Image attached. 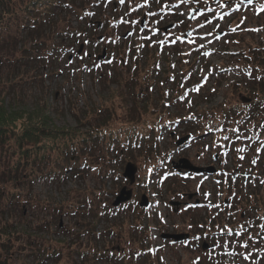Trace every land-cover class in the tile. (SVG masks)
<instances>
[{
  "label": "rangeland",
  "instance_id": "1",
  "mask_svg": "<svg viewBox=\"0 0 264 264\" xmlns=\"http://www.w3.org/2000/svg\"><path fill=\"white\" fill-rule=\"evenodd\" d=\"M109 1L104 7L96 8L93 25L85 39H62L66 51L62 55L57 52L53 64L44 57L42 62L31 65H27L28 60H20L19 67H13L22 48L33 47V40L25 33L20 36L19 45H0V77L14 91L7 97L9 105L32 108L44 99L54 125L75 126L72 102L79 111L86 104H101L110 97L120 114L124 100L121 95L111 96L113 90L115 94L122 92L132 104L162 111L159 114L163 119L188 117L200 110L219 108V104L249 103L240 100L243 94L230 89V83L241 79L238 71L224 66L236 60V54L247 43L264 38V0L249 3L167 0V6L164 5L160 12L152 16L145 13L142 28H139V21L144 13L135 0H120V7L114 11L110 4L119 0ZM171 4L175 6L168 8ZM144 7L142 5V9ZM196 7L200 9L187 18L190 9ZM172 9L179 13L182 23L170 17ZM114 14L118 16L112 17ZM66 18L70 26H80L79 20L72 15ZM104 18L107 24L100 23L97 27L95 22ZM12 31L3 36L9 39ZM80 44L82 48L76 53ZM103 48L105 54L100 57ZM39 52L43 54L44 51L40 48ZM21 55L27 57L29 54ZM34 67L38 70L34 71ZM144 74H147L146 80ZM148 82L149 86L145 87ZM162 100L164 110L160 106ZM111 101L105 102L111 105ZM215 114L221 122V110L215 109ZM211 118L208 115L205 120L195 117L182 123H170L171 126L161 131L155 128L153 135L159 150L166 154V160L158 164L156 170L167 172L171 161L185 157L196 166H213L214 172L196 174L174 170L177 173V176L171 175L174 179L157 178L153 173L152 181L147 182L142 176L151 167L143 159H125L120 164L115 157L112 168L118 174L112 172L114 179H102L96 168H92L80 176L67 174L61 181L35 180L29 189L22 188L21 194L16 196L18 202L11 206L7 222L13 227L22 224L35 227L39 222L38 231L32 233L29 243H46L58 251L59 258L48 264H113L94 263L83 252L106 247L129 256L139 249V239L144 251L148 252V262L151 260L154 264H264V236L259 238L258 224L252 225V218L264 212V143L261 142L255 151L250 150L242 138L227 146L222 132L215 134L200 129ZM115 121L117 119L112 122ZM187 133L191 138L176 146L175 141ZM127 160L137 165L136 180L130 186L122 177ZM138 176L141 178L136 184ZM124 185L132 188L131 199L112 207L114 195L106 196L104 191L117 193ZM188 193L193 194L191 198H187ZM142 194L147 197V205L139 207ZM80 197H85L83 203L88 199L89 208L98 214L108 207L105 210L108 213L102 215L95 226L97 240L81 229L79 223L76 225L83 214H88V208H78L76 213L73 206L66 208ZM173 201L178 204H170ZM85 220L90 224L94 221L89 216ZM245 225L250 226L254 234L250 233L252 230H245ZM106 228H109L108 233H105ZM132 229L140 232L138 239H133ZM180 232L191 236L198 234L200 242L203 238L208 247H195L194 239L190 238L174 242L160 237L161 233ZM77 251L84 256L76 254Z\"/></svg>",
  "mask_w": 264,
  "mask_h": 264
},
{
  "label": "trees",
  "instance_id": "2",
  "mask_svg": "<svg viewBox=\"0 0 264 264\" xmlns=\"http://www.w3.org/2000/svg\"><path fill=\"white\" fill-rule=\"evenodd\" d=\"M135 1L138 3V9L149 16L160 12L163 6H167L168 3L167 0ZM107 2L110 1L0 0V45L2 47L4 44L7 46L19 45L20 36L25 33L33 40V47H23L22 53L25 52L29 55L27 57L22 56V53L17 55L12 64L13 67H19L20 60H28L27 65H31L36 61L42 62L44 57L47 62L53 64L57 52H61L59 55H62V52L66 51L62 45V39L74 41L85 39L88 36L89 27L93 25L91 21L96 14V8L104 7ZM120 4V0L115 3L111 2V10H116ZM142 5L145 6L143 9ZM173 6L175 5L171 4L168 8ZM226 6L229 4L227 3ZM154 9L155 11L152 12ZM173 10L169 11L170 17L178 23H182L179 14ZM70 15L79 20L80 26H70V22L66 18ZM117 16L114 14L112 17ZM114 20L118 22L117 18ZM100 23L106 25L107 21L104 18ZM11 29L13 31L10 33V38H5L3 34ZM54 30H56L55 34ZM50 33L54 36L50 37ZM58 37H61V40H56ZM87 42L90 43L91 39L88 38ZM40 48L43 49V54H40ZM78 50L79 47L76 53ZM117 50H119V46H117ZM53 51L56 53L54 54ZM124 63L126 65V62L122 64ZM224 67L238 71L241 79L238 82L230 83V89L250 98L249 103H242V105L219 104V108L210 111L200 110L188 117L179 116L176 120L167 119V117L163 119L159 114L162 111H156L154 107L150 110L148 106L146 110V106H137L135 102L132 104L131 100L124 98L122 92L115 94L116 91L113 90L111 96L121 95L124 100V109L119 111L120 114H117V108L110 97L106 100L111 101V105H107L106 100H102L101 104L93 106L86 104L79 111L70 100L75 126L54 125L47 112L48 104L44 99H40L32 108L9 105L7 97L14 91L0 77V264H48L59 258L58 251L54 247L46 243H29L32 233L38 231L36 228L39 222L34 224L35 227H28L22 223L18 227H13L7 222L11 206L18 202L16 196L21 194L22 188L29 189L35 180L49 178L61 181L62 178L68 176L67 174L80 176L92 168H96L102 179L109 177L114 179L112 172L118 174L112 168L115 157L119 158L120 164L125 159L135 161L138 158L143 159V162L151 167L149 169L145 166L147 171L142 176L147 182L148 180L152 181L153 173L157 178L162 176V179L172 177L171 175L177 176L171 167H168L167 172L164 170L161 173L162 169L156 170L158 164L161 165L166 160V154H162L156 145L154 129L157 128L158 131H161L171 124L182 123L195 117L205 120L208 115H211L212 118L205 127L200 128L203 129L202 132L204 130L215 134L222 132L221 136L227 146L237 143L242 138L245 145L247 144L250 150L255 151L261 142L264 143V38L259 42L247 43L236 54V60ZM33 70L38 69L34 67ZM146 76L147 74H144V80H146ZM102 80H104L103 77ZM127 85L125 84L126 88L131 92ZM148 86L149 82L145 87ZM126 104L130 106L125 107ZM164 104L165 102L162 100L160 106L163 110ZM215 109L221 110V122H218L219 118L216 117ZM114 119L117 121L112 122ZM140 178V176L137 177L138 182ZM104 192L106 196L116 194L113 190ZM79 199L66 208L71 209L70 206H73L75 213L79 210L78 208H88V214H83L82 219L76 221V225L79 223L78 226L81 229L86 230V233L93 235L94 240H97L95 226L100 217L108 213L105 211L108 207H104L103 212L98 214L93 208H89L91 203L87 198V203H83L85 197ZM223 203L226 202L223 201ZM20 211L22 213V209ZM88 216L94 219L92 224L85 220V217L87 219ZM258 216L256 219L252 218V225L258 224V235L259 238H262L264 236V212ZM108 229H105V233H108ZM244 229L252 230L247 225L244 226ZM131 231L132 237L135 236L133 239H138L140 232L136 229ZM250 233L254 234V230ZM15 241L17 243H14ZM251 241L249 239V242ZM138 243L139 249L136 252H130L129 256H125L123 252L119 253V251L112 252L106 247L101 250L94 247L90 253H83L89 256L88 258L94 263L106 261L113 262V264H151V260V263L148 262L149 259L146 257L148 252L144 251L142 240L139 239ZM129 244H131L130 241ZM75 253L84 256L80 251Z\"/></svg>",
  "mask_w": 264,
  "mask_h": 264
},
{
  "label": "water",
  "instance_id": "3",
  "mask_svg": "<svg viewBox=\"0 0 264 264\" xmlns=\"http://www.w3.org/2000/svg\"><path fill=\"white\" fill-rule=\"evenodd\" d=\"M243 3H247V2H251L254 0H240ZM199 10V8H194L191 9L189 12V18L192 17V14L194 11ZM144 22V16H142L141 21H140V27H142ZM163 30H166V27L163 28ZM187 33V32H186ZM82 46L80 45V48ZM104 56V50L102 51V55L101 57ZM241 101L243 102H249L250 98L242 95L240 98ZM172 135V134H171ZM190 134H186L180 138H178L175 141V145L179 146L182 145L187 139H189ZM171 166L173 169H175L176 171L180 172V171H184V172H193V173H212L214 172V167L213 166H208V167H201V166H196L194 164H192L190 162L189 159L185 158V157H180L175 161H171ZM136 171H137V166L134 162L132 161H126L123 167V172H122V176L124 178H126L128 180V185L130 186L131 184L134 183L135 181V176H136ZM192 193H188L187 194V198H191L192 197ZM132 196V188H127V186H122L120 188V190L118 191V193L115 195L114 200L112 201L111 205L113 207L118 206L121 203H124L128 200H130ZM195 202H197V199L195 200ZM170 204H174L177 205L178 202L177 201H173L170 202ZM138 205L140 207L142 206H146L147 205V197L142 194L140 197V201L138 203ZM189 234L188 233H184V232H180V233H161L160 237L164 238V239H171L172 241L176 242V241H180L183 239L188 238ZM208 247V244L203 241L201 244V248H206Z\"/></svg>",
  "mask_w": 264,
  "mask_h": 264
},
{
  "label": "flooded vegetation",
  "instance_id": "4",
  "mask_svg": "<svg viewBox=\"0 0 264 264\" xmlns=\"http://www.w3.org/2000/svg\"><path fill=\"white\" fill-rule=\"evenodd\" d=\"M194 236H195V237H194ZM194 236H191V235H190L189 238H190V240H191V239H194V244H195L194 246H195V247H198V246H199V243H200L199 236H198L197 234L194 235ZM193 237H194V238H193ZM202 239H203V238H202ZM202 239H201V240H202Z\"/></svg>",
  "mask_w": 264,
  "mask_h": 264
}]
</instances>
